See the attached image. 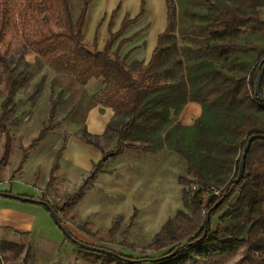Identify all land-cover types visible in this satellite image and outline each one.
<instances>
[{
    "label": "trees",
    "instance_id": "1",
    "mask_svg": "<svg viewBox=\"0 0 264 264\" xmlns=\"http://www.w3.org/2000/svg\"><path fill=\"white\" fill-rule=\"evenodd\" d=\"M91 1L81 0L79 16L74 19L68 0H24L19 14L27 28L23 40L26 48L45 60L54 73L72 77L81 87L91 80L102 82L103 89L95 102L114 114L102 135L82 130L85 144L100 150L102 156L112 153L116 157L125 150H166L185 162L191 179L182 180L198 188L185 197L192 216L185 226L167 222L164 235L156 237L151 246L170 249L167 255L177 250L173 260L190 261L198 256L210 263L231 257L241 248L236 264H264V140L252 142L242 177L234 183L248 139L264 135V103L255 93L264 65V0H174L181 11L178 15L166 0L167 26L158 35L146 64H128L132 51L120 56L121 49L132 40L121 38L139 17L125 20L117 33H109L103 51L85 44L83 33ZM6 5L7 0L0 6V68L6 75V96L0 105V135L5 138L0 170L8 164L12 150L9 126L14 97L29 78L26 71L10 69L9 51L1 47L8 22ZM178 36L187 45L179 46ZM260 93L264 98V73ZM189 102L200 105L201 115L191 127H185L178 117ZM58 105L53 104L49 122ZM52 130L51 124L43 126L37 138L23 148L17 170L26 161L28 151ZM105 137L116 141L109 153L102 152L98 144ZM56 169L54 164L45 191L55 181ZM102 173L101 160L62 207L51 205L56 215L76 205ZM210 187L221 189L219 195L203 192ZM37 200L44 201V197ZM10 246L2 242L0 251ZM91 253L117 264L172 260L151 263L121 253L118 257Z\"/></svg>",
    "mask_w": 264,
    "mask_h": 264
},
{
    "label": "rangeland",
    "instance_id": "2",
    "mask_svg": "<svg viewBox=\"0 0 264 264\" xmlns=\"http://www.w3.org/2000/svg\"><path fill=\"white\" fill-rule=\"evenodd\" d=\"M5 1L0 0V6ZM68 1L71 14L76 19L81 0ZM168 1L174 14H181L174 0ZM158 2L92 0L84 26L85 44L103 51L109 33H117L125 20L139 17L121 39L132 38L124 47L129 46L132 54L139 50L150 60L157 37L161 34L159 30L163 24L167 26V17L164 19ZM23 3L24 0H7L8 22L1 45L3 50L9 51L10 69L29 74L26 85L14 97V114L9 126L12 136L11 168L17 166L23 147L37 138L43 126L51 124L53 130L29 151L24 174L13 186L25 192H41L45 202L62 207L90 175L93 165L104 157L81 138L82 130L88 131L90 114L103 111L95 102L103 84L100 80H91L81 87L72 77L54 73L45 60L26 48L23 33L27 28L19 16ZM178 21L176 16V25ZM177 38L179 46L187 45L179 36ZM5 81L6 75L0 68V105L6 96ZM57 102L59 105L49 122L50 111ZM115 143L114 139L107 137L98 141L104 153L113 151ZM98 152L100 155L96 158ZM168 153L156 155L125 150L116 157L108 158L103 162L104 173L98 175L76 205L58 214V219L79 242L116 255L121 253L147 259L151 263H157L152 262L154 259L171 255L173 252L167 255L170 249L158 250L151 245L156 237L164 235L163 227L167 222L175 227L187 225L192 209L185 204V197L187 194L190 197L194 190L182 180L191 179L185 162L176 153ZM54 164H57L55 181L45 191ZM34 179H37L35 185ZM236 198L237 194L230 204ZM36 206L45 211L42 206ZM47 215L49 226L43 229V236L19 234L13 240L7 237L10 241L5 242L13 246L0 251L2 264H117L111 258L84 251L65 240L48 212ZM216 220L217 217L213 219V224ZM241 251L239 248L231 257L217 263L198 256L190 261L182 258L173 260L174 255L165 258L172 260L161 264H236L241 258Z\"/></svg>",
    "mask_w": 264,
    "mask_h": 264
},
{
    "label": "crops",
    "instance_id": "3",
    "mask_svg": "<svg viewBox=\"0 0 264 264\" xmlns=\"http://www.w3.org/2000/svg\"><path fill=\"white\" fill-rule=\"evenodd\" d=\"M158 1L160 5V11L162 12L164 16V19H166L167 17L166 0H158ZM165 29H166L165 24H163L161 29L159 30V33H162ZM142 40L143 38L140 39L139 41L142 42ZM137 48H139V46H137ZM129 51H130V47L125 46L122 49L120 56L123 57ZM144 55L145 54H140L139 50H137V52L130 55V57L127 60V63L129 64L132 61H138V62H142L146 64L149 61V58L148 56L145 57ZM99 106L101 110H103L102 113L93 112L90 114L89 119H88V125H87L88 131L87 130L86 131L91 135H102L106 129L107 124L110 122L114 114L112 109L108 107H104L102 105H99ZM200 115H201L200 105H198L197 103L189 102L186 104V106L181 111L178 117V122L182 126L191 127L194 124V122L200 117ZM26 147H23V148H26ZM4 150H5V138L4 136L0 135V161L3 158ZM96 150L100 151L98 149ZM29 151H28L27 159L24 162L20 170H17V169H18L21 157H20V160L17 166L15 168H11V154H10L8 164L5 167L1 168L0 170V192L10 193V194L18 195L21 197H31L34 199H38L41 197L40 195L41 192L39 194H36V190H33L32 192H25L24 190L13 186L14 183L21 180V177L24 174V167L26 163L29 161V157H30ZM165 152L167 154H170L168 153L169 151H166V150H163L158 153H151V154L159 155ZM11 153H12V150H11ZM99 155L100 153L98 152V155L96 158H98ZM36 182H37V179H34L33 185H35ZM35 205L36 204L24 203L21 201L16 202V200H11L8 198H3V197L0 198V245L2 242L10 241V240H7V237H10L13 240V239H16L17 235L19 234H29V235L32 234V235H36L40 237L43 236V232H42L44 231L43 229L49 226L48 224L49 221L47 217L48 215H47L46 210L42 211L39 207L37 206L35 207ZM5 235L6 237H4Z\"/></svg>",
    "mask_w": 264,
    "mask_h": 264
},
{
    "label": "water",
    "instance_id": "4",
    "mask_svg": "<svg viewBox=\"0 0 264 264\" xmlns=\"http://www.w3.org/2000/svg\"><path fill=\"white\" fill-rule=\"evenodd\" d=\"M264 63V60H263ZM264 73V65L261 69L260 74L258 75L257 81H256V85H255V93L259 96V99L261 102L264 103V98L261 97V93H260V83L262 80V76ZM256 139H261L264 140V135H259V136H252L248 139L246 146L243 149L242 152V158L239 164V168H238V174L236 179L234 180V183L237 184L241 177H242V173H243V169H244V162H245V157H246V153L248 152L252 142ZM112 157V153H109L108 155L104 156L102 158V161L105 162L108 160V158ZM0 197L3 198H8L11 200H16V201H21L24 203H30V204H35V203H39L40 205H42L43 207H45V209L47 210V212L49 213L51 219L53 220L54 224L57 226V228L61 231V233L74 245L86 250V251H90V252H98L100 254H104V255H108V256H114L117 257V255L111 251L105 250V249H101V248H97L94 246H90V245H86L82 242H79L78 240H76L74 237H72V235L66 230V228L62 225L61 221L58 219V216L56 215V213L54 212V210L52 209L51 205L48 202L45 201H39L37 199H32V198H26V197H21L18 195H13L10 193H3L0 192ZM177 250H175L171 255L167 256V257H162V258H158V259H154L152 260V262H158L161 261L165 258H169V257H173L176 254Z\"/></svg>",
    "mask_w": 264,
    "mask_h": 264
},
{
    "label": "built area",
    "instance_id": "5",
    "mask_svg": "<svg viewBox=\"0 0 264 264\" xmlns=\"http://www.w3.org/2000/svg\"><path fill=\"white\" fill-rule=\"evenodd\" d=\"M192 189L194 191L198 190V188L195 185L192 186ZM220 191H221V189H216V188H213V187H210V188H207V189L203 190V192L205 194H209L210 193L212 195H219Z\"/></svg>",
    "mask_w": 264,
    "mask_h": 264
}]
</instances>
